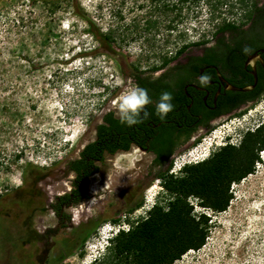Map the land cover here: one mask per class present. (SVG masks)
Returning a JSON list of instances; mask_svg holds the SVG:
<instances>
[{"label":"rangeland","instance_id":"374dc122","mask_svg":"<svg viewBox=\"0 0 264 264\" xmlns=\"http://www.w3.org/2000/svg\"><path fill=\"white\" fill-rule=\"evenodd\" d=\"M42 1L0 0V264H103L121 226L129 229V221L147 218L154 205L173 196L159 172H152L149 155L120 152L98 164L89 197L66 209L71 219L59 220L50 205L70 186L68 165L95 139L102 116L118 113L117 101L134 83L135 67L138 73L150 70L162 63L161 52L171 55L204 34L214 43L225 14L210 22L203 6L177 31L162 29L150 43L152 33L140 37L132 27L149 13L150 0H58L54 6ZM247 9L226 15L246 28ZM80 15L91 19L98 36ZM108 31L125 42L109 47L100 40ZM262 116L264 95L199 129L200 141L211 142L201 148L182 143L167 175L184 176L178 171L182 162L201 160L213 139L240 146ZM259 153L253 172L231 184L225 212L189 199L194 214L211 216L208 237L199 251L174 264H264V149Z\"/></svg>","mask_w":264,"mask_h":264},{"label":"trees","instance_id":"16d2710c","mask_svg":"<svg viewBox=\"0 0 264 264\" xmlns=\"http://www.w3.org/2000/svg\"><path fill=\"white\" fill-rule=\"evenodd\" d=\"M57 1L43 0L42 2L45 5L54 6ZM150 1L149 13L141 20L135 19L132 22L136 35L146 37V34H153L150 39H147L150 43L156 41V37L162 29L167 32L177 31L178 25L184 22V18L190 12L195 14L205 6L210 13V22L220 19L222 14H225L214 32V37L217 36V45L206 50L207 54L212 56L211 58L222 59L223 64L231 66L236 72L240 69L244 58L252 50L260 46L264 47V3L261 5L258 0ZM238 8H248V13L245 15L246 21L251 23L248 29L243 28L246 23L243 22L242 25H239L236 19L231 20L226 15L228 13L233 17L234 10ZM80 16L92 27L90 32L98 36L93 30L94 25L91 19ZM128 27H126L127 30ZM227 33L230 34V37L226 36ZM100 36V40L109 47L126 40L125 37L120 36V41H117L113 31H108V33ZM184 37L185 34L180 32L178 38L183 39ZM165 42L169 43L168 37ZM210 43L211 41L204 34L197 41L191 40L182 44L171 55L167 52H161L162 63L150 70L162 69L187 50L206 47ZM118 68L123 74V68L119 64ZM134 70L133 76L139 80L140 85H151L145 82L141 83L139 69L135 67ZM253 79L251 77V81ZM161 86V84H156L159 91L164 92L165 86ZM238 87L245 86L242 84ZM169 92L172 95V104L174 105L179 94L177 95V90L170 89ZM261 94H255L252 100H258L264 95V93ZM245 95H250V93L236 92L233 100ZM112 116V112L107 113L104 118L105 121L117 131H126L128 126L121 124L120 120H112ZM158 118L159 116H157ZM110 126L101 124L99 126V140L87 144L80 153L81 158L69 163V169L76 171L82 180V185H78L76 191H73L74 194L79 195L75 199V203H79L81 199L85 198L89 177L99 170L95 162L104 159L101 155L102 150L108 148L111 152H115L117 145H119L109 136L112 129ZM169 128L174 129V127L169 126H165L163 129V134H167L166 137L168 138L165 137L162 140V147L172 143L170 137L174 135L175 130H169ZM191 133L192 130L187 132V139ZM112 146L114 147L112 148ZM123 147L126 150L129 149L130 143L127 142ZM263 149L264 126L248 132L240 146H224L208 160L187 166L184 169L185 175L182 177L174 178L172 175H167L166 172H159L158 175L164 179V187L173 196L172 199L163 200V204L154 205L147 218L129 221L132 225L131 228L128 231H121L113 239L114 245L111 255L108 261L103 264H174L189 251H199L205 245L208 237L211 216L206 213L194 214V206L190 204L189 199L198 198L201 206L213 212H225L233 198L230 192L231 184L253 172L254 161L258 159V152ZM141 204V202L136 204V207H140Z\"/></svg>","mask_w":264,"mask_h":264},{"label":"flooded vegetation","instance_id":"af4514ba","mask_svg":"<svg viewBox=\"0 0 264 264\" xmlns=\"http://www.w3.org/2000/svg\"><path fill=\"white\" fill-rule=\"evenodd\" d=\"M250 25L251 23H249L245 29H248ZM211 43L206 47H197L200 48V50L196 52L191 51V49L187 50L162 69L156 71L145 70L139 73V77L142 79L141 83L145 82L146 84H151L149 86L140 85L139 80L134 78V83L147 89L148 95L152 100L151 104L145 106V110L149 115L147 118H143L142 115V122L126 128V131H117V129L112 128L110 124L105 121L104 118L107 114L105 113L102 116V122L96 125L95 139L92 142L99 140V126L105 124L112 128L109 136L119 145H117L115 152H111L108 148H104L101 154L104 159L95 162V165L98 166L106 157H113L120 152L127 153L138 150L144 155H149L151 157L150 164L153 168L152 172L154 171L157 174L163 170L169 174L177 151L183 145L182 143L190 142L189 145H198L201 142L202 136L201 134L196 136L195 133L200 131L199 129L213 126L224 116L254 102L252 99L255 94L264 93V66L259 61L256 62L258 83L255 89L251 92H247L250 93V95H245L233 100L234 93L236 92L227 87L228 84L237 87L242 84L244 86L254 84V79L251 81V77L254 78L251 72L254 70L251 63L248 62V58L258 50L264 49V47L260 46L252 50L244 58L240 69L235 72L234 68L227 64H223L222 59H218L217 57L211 58L212 56L207 54L206 50L217 45V38L214 43ZM261 56L264 59V53L261 54ZM201 76H206L208 78L205 83L200 82ZM156 84L164 85V92H169L171 89L173 91L177 90V95L179 94L174 102L173 110L169 112L164 119L159 117V120L157 119L158 115L155 114V103L158 101L162 91H159ZM237 106L238 108H235ZM109 112L113 113L112 120H119L118 113L114 111ZM165 126L174 127V129L169 128V130L175 131L174 135L170 137L172 143L162 147L161 142L167 135L163 134ZM190 130H192V133L187 139L186 135ZM127 142L130 143V147L126 150L123 146H125ZM113 147L114 146H112V148ZM259 152L261 153L262 150ZM78 158H81V156L79 155L76 159ZM259 163L260 160L256 159L253 167H256ZM68 172L72 176L69 181V188L56 194L55 202L50 205L54 216L59 220L71 219L70 215L66 213V209L80 204L89 197L88 181L85 198L81 199L79 203H75V199L79 195L74 194L73 191H76L78 185H82V180L79 178L76 171L69 169V165ZM97 173L98 171L93 173L89 177V180ZM150 181L151 180H147L146 184H149ZM79 216L80 212L78 211L76 218Z\"/></svg>","mask_w":264,"mask_h":264},{"label":"clouds","instance_id":"9594fccd","mask_svg":"<svg viewBox=\"0 0 264 264\" xmlns=\"http://www.w3.org/2000/svg\"><path fill=\"white\" fill-rule=\"evenodd\" d=\"M207 79L208 78L206 76H201L200 82L205 83ZM117 103H118V114H119L120 123L125 126L132 127L142 122V119H141L142 115H143V118H147L149 114L145 110V106L151 104L152 100L148 95L147 89H144L140 87L139 85L132 83L129 86V88L125 92L122 93ZM173 107L174 105L172 104L171 93L167 91L162 92L159 96L158 101L155 103V114H157L161 119H164L167 116V114L173 110ZM258 123L259 124L257 125L256 129L264 126V116L261 117V120ZM251 131L252 130L247 129L246 133L251 132ZM208 142H211V141H208V140L202 141L196 146V148L197 147L199 148L201 145L203 146L205 143H208ZM217 142L218 141H216V139L212 140L210 147H208V152L206 153L205 156L203 155L201 156L202 157L201 160H199L200 158L189 157V159L182 162L181 166L178 168V171L183 172L187 166L198 164V163L208 160L214 155V153L218 149L224 146H227V144H224V143L218 144ZM194 159H197V160H194ZM128 226L130 229L132 225L128 223ZM129 229L125 228L124 226H121L120 229L116 232V236L121 231H128Z\"/></svg>","mask_w":264,"mask_h":264},{"label":"water","instance_id":"95a60500","mask_svg":"<svg viewBox=\"0 0 264 264\" xmlns=\"http://www.w3.org/2000/svg\"><path fill=\"white\" fill-rule=\"evenodd\" d=\"M263 53H264V49H260L248 58V62L251 63V65L253 66V70H254L251 72L252 75L254 76V84L248 85L245 87H237V86H232V85L228 84L227 87L230 90L235 91V92L247 93V92H250L253 89H255V87L257 86V83H258V75H257V71H256V62L259 61L264 66V59L261 56V54H263Z\"/></svg>","mask_w":264,"mask_h":264},{"label":"built area","instance_id":"2783aa9c","mask_svg":"<svg viewBox=\"0 0 264 264\" xmlns=\"http://www.w3.org/2000/svg\"><path fill=\"white\" fill-rule=\"evenodd\" d=\"M175 164H177V163H175ZM179 164V163H178Z\"/></svg>","mask_w":264,"mask_h":264},{"label":"bare ground","instance_id":"6f19581e","mask_svg":"<svg viewBox=\"0 0 264 264\" xmlns=\"http://www.w3.org/2000/svg\"><path fill=\"white\" fill-rule=\"evenodd\" d=\"M209 146V145H208Z\"/></svg>","mask_w":264,"mask_h":264}]
</instances>
